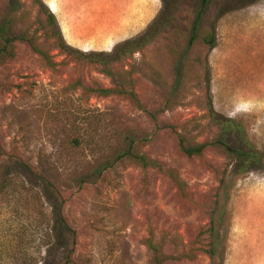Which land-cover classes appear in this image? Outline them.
I'll return each mask as SVG.
<instances>
[{
    "label": "rangeland",
    "instance_id": "obj_1",
    "mask_svg": "<svg viewBox=\"0 0 264 264\" xmlns=\"http://www.w3.org/2000/svg\"><path fill=\"white\" fill-rule=\"evenodd\" d=\"M48 15L83 53L146 44L114 64L137 102L87 91L121 79L62 54ZM3 25L23 40L0 57V264H264V0H0ZM211 112L242 125L252 170L179 152L167 127L214 143Z\"/></svg>",
    "mask_w": 264,
    "mask_h": 264
},
{
    "label": "trees",
    "instance_id": "obj_2",
    "mask_svg": "<svg viewBox=\"0 0 264 264\" xmlns=\"http://www.w3.org/2000/svg\"><path fill=\"white\" fill-rule=\"evenodd\" d=\"M208 0H202V5L205 6L207 4ZM45 32H48V38L49 40H54L56 42V46L59 49V51L64 54L66 57H69L70 59H73L75 61H79L88 65H96L98 66L99 73L104 74L106 76H109L113 78L114 76L120 77V83L117 85V87L113 89H105V88H87L86 90L92 93H97L101 96H109V95H125L131 98L132 100L136 101V97L133 91H127L125 89V76L119 73V68H115L114 64L121 63L122 59H126L127 55H133L136 51L140 50L142 47L146 46V44L138 45L137 42H127L123 46L120 47L119 51V57L115 61L110 58L111 56L107 55L106 53H83L81 51L73 50L72 48L66 46L61 39L59 35V31L57 29L55 19L53 15H48V19L45 23ZM0 38L3 41L1 47H0V57H14L13 53V44L16 40H23L22 38H18L15 36H10L8 34V29L6 25H3L0 27ZM214 35L212 33H207L203 36L202 42L207 47H212L214 44ZM141 41H146V43H149L150 40L148 39V34H145ZM140 44V43H139ZM36 53H38L47 64L50 66H54V63L51 62V59L48 57L46 53H44L41 50L34 49ZM180 78L178 77L176 79V83ZM210 118L212 121L219 127L220 134L219 138L214 143H200L196 146H192L188 143L186 138L179 133L176 132V128L174 126H168L167 128L174 132V134L178 138V149L179 152L184 155L186 158L192 160V159H198L200 160L203 157L204 152L207 149L215 148L217 146L221 147L224 151V153L228 156V158L233 162V172L236 174H245L248 171L252 170L254 168V164L259 159L258 153L255 151V149L249 145L245 135L243 127L240 123L231 120V119H225L218 114L211 112ZM242 142L246 143L247 147H243L240 144ZM139 163L142 167L147 168L148 166H153L157 170H162L160 166H158L155 163H150L144 156H139L137 158ZM169 174V173H168ZM172 178H174L177 187L179 189V192L182 194L184 199H187L188 197L185 195L184 185L181 183V181L175 177L174 175L170 174ZM214 226L213 222L208 225L207 228L203 229L199 233L200 235H208L211 241V238L214 237ZM214 244L212 242L209 243V248L205 249L204 252L207 254L210 258L214 255ZM69 253L71 254V250H69ZM158 264V263H157Z\"/></svg>",
    "mask_w": 264,
    "mask_h": 264
}]
</instances>
